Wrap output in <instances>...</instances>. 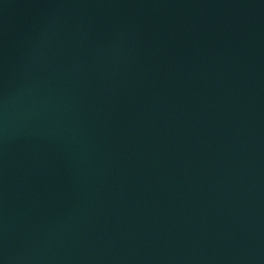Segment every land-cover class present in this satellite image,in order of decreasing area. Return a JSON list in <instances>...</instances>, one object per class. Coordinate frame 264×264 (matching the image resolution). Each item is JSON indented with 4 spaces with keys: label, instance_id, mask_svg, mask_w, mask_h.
I'll use <instances>...</instances> for the list:
<instances>
[{
    "label": "water",
    "instance_id": "1",
    "mask_svg": "<svg viewBox=\"0 0 264 264\" xmlns=\"http://www.w3.org/2000/svg\"><path fill=\"white\" fill-rule=\"evenodd\" d=\"M0 264H264V0H0Z\"/></svg>",
    "mask_w": 264,
    "mask_h": 264
}]
</instances>
